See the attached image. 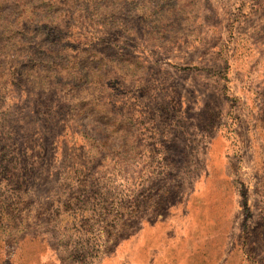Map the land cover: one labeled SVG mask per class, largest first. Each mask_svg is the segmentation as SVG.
<instances>
[{
    "label": "rangeland",
    "instance_id": "374dc122",
    "mask_svg": "<svg viewBox=\"0 0 264 264\" xmlns=\"http://www.w3.org/2000/svg\"><path fill=\"white\" fill-rule=\"evenodd\" d=\"M0 264H264V0H0Z\"/></svg>",
    "mask_w": 264,
    "mask_h": 264
}]
</instances>
